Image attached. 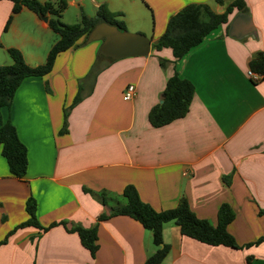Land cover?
Masks as SVG:
<instances>
[{
    "label": "crops",
    "instance_id": "crops-1",
    "mask_svg": "<svg viewBox=\"0 0 264 264\" xmlns=\"http://www.w3.org/2000/svg\"><path fill=\"white\" fill-rule=\"evenodd\" d=\"M45 2L47 0H39ZM62 20L74 24L82 12L95 17L99 6L118 14L126 30L156 41L170 18L190 4H208L223 13L234 0H67ZM243 18L256 35L235 38L230 24L209 33L183 58L170 48L152 47L148 56L110 60L100 57L102 41L61 53L45 77L26 78L4 108L28 148V170L14 177L0 155V264H145L158 250L153 232L125 215L101 220L113 202L134 185L157 211L175 208L181 199L201 219L218 224L223 203L236 216L229 232L242 248L213 246L182 235L175 222L164 225L169 252L161 264H264V77L254 81L250 62L264 53V0H244ZM12 0L0 1V65L20 50L30 66L44 64L57 34L36 12ZM160 59L169 61L161 66ZM195 86L187 115L165 126L149 121L174 73ZM129 85L136 92L125 100ZM80 101L73 105L76 97ZM67 130L62 134L65 113ZM37 200L42 226L14 229L28 219L27 200ZM97 228L95 256L73 227ZM12 231H14L12 233Z\"/></svg>",
    "mask_w": 264,
    "mask_h": 264
},
{
    "label": "trees",
    "instance_id": "trees-1",
    "mask_svg": "<svg viewBox=\"0 0 264 264\" xmlns=\"http://www.w3.org/2000/svg\"><path fill=\"white\" fill-rule=\"evenodd\" d=\"M2 1V0H0ZM13 12H19L23 6L36 12L40 17L50 16L49 25L57 34L58 41L51 48L44 64L30 66L24 59L22 52L16 48H9L8 53L13 61L12 65H0V155L6 158L11 174L23 179L28 170V148L20 139L17 128L11 119L4 120L2 110L11 108L16 91L22 82L28 77H45L54 68L57 57L79 45L81 39L86 40L95 26L101 22H107L125 30V23L118 20V14L111 12L107 6L101 5L95 17H90L82 12L81 20L74 24L65 23L62 20L64 11L68 8L67 0H12ZM224 4L225 0H216ZM235 10L247 12L244 0H234L227 5L223 13L215 12L208 4H190L173 15L167 25L165 33L160 37L159 43L153 45L154 49L170 48L173 51L174 63L183 58L193 47L201 44L206 36L220 25L227 24ZM100 57L105 56L100 53ZM110 59V58H109ZM111 60V59H110ZM169 61L160 59L161 66H166ZM251 70L264 77V53L260 52L250 62ZM162 103L155 105L149 113V121L155 127L165 126L187 115L195 96V86L192 82L182 78L177 72L167 81ZM80 101V95L76 97L73 105ZM68 111L65 113V122L61 133L67 130ZM103 204L113 202L112 212L100 216L105 220L111 216L125 215L139 221L146 229L153 232L154 243L158 250L150 255L145 264H161L169 252V246L164 244L163 230L168 222H175L182 235L213 246H227L242 248L236 242L235 237L229 232L228 227L235 219L236 213L232 206L223 203L218 211V224L213 226L209 221L197 217L192 211L188 200L183 197L179 205L172 209L157 211L149 203L142 200L134 185H127L119 198L110 197L107 193H94ZM37 200L31 196L27 200L26 210L28 219L17 226L15 230L34 226L42 230L63 224L65 222L52 223L44 227L37 217ZM12 231V233L14 232ZM71 231L77 232L82 244L95 256L99 249L97 244V228L73 227ZM8 238L0 243H6ZM264 241V237L256 242L247 244V247L258 245Z\"/></svg>",
    "mask_w": 264,
    "mask_h": 264
},
{
    "label": "water",
    "instance_id": "water-1",
    "mask_svg": "<svg viewBox=\"0 0 264 264\" xmlns=\"http://www.w3.org/2000/svg\"><path fill=\"white\" fill-rule=\"evenodd\" d=\"M248 17L245 12H238L230 24V35L235 38L256 35V30L243 18ZM47 21L48 16H42ZM102 41L99 52L112 60L135 56H148L151 54L153 45L159 43L142 33H132L122 30L116 25L101 22L95 26L87 37V42ZM163 95V99H164ZM163 99L161 103L163 102Z\"/></svg>",
    "mask_w": 264,
    "mask_h": 264
},
{
    "label": "built area",
    "instance_id": "built-area-1",
    "mask_svg": "<svg viewBox=\"0 0 264 264\" xmlns=\"http://www.w3.org/2000/svg\"><path fill=\"white\" fill-rule=\"evenodd\" d=\"M248 74L254 81H258L263 77L261 74H258L256 72H254L253 70H249ZM135 92H136L135 86L129 85L127 87V89L125 90L124 99L125 100H132L134 98Z\"/></svg>",
    "mask_w": 264,
    "mask_h": 264
},
{
    "label": "rangeland",
    "instance_id": "rangeland-1",
    "mask_svg": "<svg viewBox=\"0 0 264 264\" xmlns=\"http://www.w3.org/2000/svg\"><path fill=\"white\" fill-rule=\"evenodd\" d=\"M129 31V30H128ZM129 32H131V31H129ZM132 33H136V32H132Z\"/></svg>",
    "mask_w": 264,
    "mask_h": 264
}]
</instances>
